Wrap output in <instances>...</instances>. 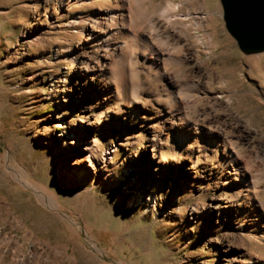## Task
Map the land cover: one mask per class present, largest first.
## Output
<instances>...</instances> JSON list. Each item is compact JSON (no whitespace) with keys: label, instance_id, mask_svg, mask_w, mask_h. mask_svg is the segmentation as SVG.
Instances as JSON below:
<instances>
[{"label":"rangeland","instance_id":"rangeland-1","mask_svg":"<svg viewBox=\"0 0 264 264\" xmlns=\"http://www.w3.org/2000/svg\"><path fill=\"white\" fill-rule=\"evenodd\" d=\"M44 3L0 0V264H264L257 228L248 230L258 243L225 240L232 223L212 215L222 193L230 194L221 184L189 179L186 172L171 175L178 165L170 154L157 176L142 174L137 161L151 135L135 122L87 131L104 97L69 96L77 64L63 57L76 45L77 32L67 19L58 29L54 7L46 11ZM206 6L220 11L223 33L217 48H201V85L210 95L202 93L198 108L216 115L214 128L227 129L238 163L262 183L258 206L264 208V53L244 55L227 31L221 0ZM118 8L126 11L127 2ZM214 93L229 100L243 124L208 100ZM148 102L136 100L142 116ZM110 109L108 115L119 113ZM94 141L96 147L89 145Z\"/></svg>","mask_w":264,"mask_h":264},{"label":"bare ground","instance_id":"bare-ground-1","mask_svg":"<svg viewBox=\"0 0 264 264\" xmlns=\"http://www.w3.org/2000/svg\"><path fill=\"white\" fill-rule=\"evenodd\" d=\"M43 1L46 11L54 7L52 19L58 29L67 19L68 28L77 32L76 45L66 49L63 57L77 64L69 79V96L80 100L104 97L99 114L85 124L87 131H102L113 125L126 128L135 122L143 133L151 135L137 161L142 174L153 171L157 176L162 159L170 154L172 164L178 165L171 175L186 172L189 179L200 176L230 192L222 193L212 212L219 220L225 217L232 223L230 234L224 237L227 243H258L259 238L248 230L252 228L264 238V208L258 206L262 183L250 168L238 163L237 147L225 133L227 129L214 128L216 115L206 111L204 115L198 108L202 93L210 95V87L201 85V48H217L223 33L220 11L206 6L215 0L168 2L164 7L155 0ZM123 2H127L126 11L118 8ZM75 7L79 11L71 15ZM196 32L201 34L193 37ZM53 81L59 88L60 78L54 76ZM143 97L150 106L142 104L146 110L142 116L136 100ZM208 100L227 109L236 124H243L230 109L229 100L224 101L217 93ZM113 105L119 113L108 115ZM61 123L63 119L58 117L56 127ZM90 144L96 147L95 141ZM120 146L129 147V140ZM88 150L81 148L80 153ZM147 152L152 156L145 161ZM43 199L53 203L50 198Z\"/></svg>","mask_w":264,"mask_h":264},{"label":"water","instance_id":"water-1","mask_svg":"<svg viewBox=\"0 0 264 264\" xmlns=\"http://www.w3.org/2000/svg\"><path fill=\"white\" fill-rule=\"evenodd\" d=\"M227 31L246 55L264 53V0H221Z\"/></svg>","mask_w":264,"mask_h":264}]
</instances>
